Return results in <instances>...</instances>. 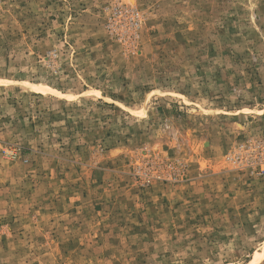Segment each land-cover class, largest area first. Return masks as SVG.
Masks as SVG:
<instances>
[{
    "label": "rangeland",
    "instance_id": "374dc122",
    "mask_svg": "<svg viewBox=\"0 0 264 264\" xmlns=\"http://www.w3.org/2000/svg\"><path fill=\"white\" fill-rule=\"evenodd\" d=\"M0 264H264V0H0Z\"/></svg>",
    "mask_w": 264,
    "mask_h": 264
}]
</instances>
